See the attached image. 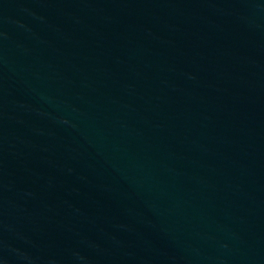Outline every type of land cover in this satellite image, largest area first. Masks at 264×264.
<instances>
[{
	"label": "water",
	"instance_id": "1",
	"mask_svg": "<svg viewBox=\"0 0 264 264\" xmlns=\"http://www.w3.org/2000/svg\"><path fill=\"white\" fill-rule=\"evenodd\" d=\"M0 264H264V0H0Z\"/></svg>",
	"mask_w": 264,
	"mask_h": 264
}]
</instances>
